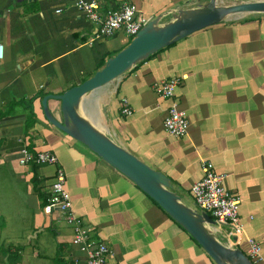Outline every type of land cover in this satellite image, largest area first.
Returning a JSON list of instances; mask_svg holds the SVG:
<instances>
[{
  "label": "crops",
  "instance_id": "obj_1",
  "mask_svg": "<svg viewBox=\"0 0 264 264\" xmlns=\"http://www.w3.org/2000/svg\"><path fill=\"white\" fill-rule=\"evenodd\" d=\"M96 1L102 16L136 4L147 22L199 2ZM132 40L124 30L101 36L99 25L73 0H0V113L13 100H25L33 111L16 103L0 118V175L10 176L15 189L26 187L33 213L31 239L38 241L13 249L3 257L4 264L87 263V254L72 244L73 229L65 216L45 210L58 169L66 174L74 214L112 251L109 264H216L151 197L45 117V96L91 78ZM173 77H184L174 97L190 124L183 138L165 131L172 101L157 90ZM95 99L99 128L167 175L182 199L184 193L193 197L191 188L203 176L202 161H212L224 175V187L241 198L242 230L235 234L219 228L223 238L245 254L249 239H255L262 246L255 264H264V15L200 30L141 62L99 90ZM123 100L131 116L121 113ZM48 106L61 119L60 101L49 100ZM23 148L58 157L56 165H39L37 184L34 164L20 163ZM7 184L0 182L1 187Z\"/></svg>",
  "mask_w": 264,
  "mask_h": 264
},
{
  "label": "water",
  "instance_id": "obj_2",
  "mask_svg": "<svg viewBox=\"0 0 264 264\" xmlns=\"http://www.w3.org/2000/svg\"><path fill=\"white\" fill-rule=\"evenodd\" d=\"M250 15H264V0L230 4H224L223 0H199L195 6L167 10L144 25L132 42L110 57L91 78L42 100L45 117L51 125L87 146L130 179L186 230L216 264L254 263L243 250L223 238L217 222L208 213L199 212L183 201L167 175L143 162L101 130L93 104L97 103L95 96L99 90L160 50L200 30ZM49 100L60 101L61 119L49 109Z\"/></svg>",
  "mask_w": 264,
  "mask_h": 264
},
{
  "label": "built area",
  "instance_id": "obj_3",
  "mask_svg": "<svg viewBox=\"0 0 264 264\" xmlns=\"http://www.w3.org/2000/svg\"><path fill=\"white\" fill-rule=\"evenodd\" d=\"M77 10L93 22L99 25V34L103 37L112 36L119 30H124L128 35L135 37L141 28L148 22L139 17V8L136 4L126 3L120 10L109 11L102 16L100 5L96 0H73ZM4 58V45L0 43V60ZM184 77H173L162 82L157 90L165 99L171 100L168 115L164 120L165 131L175 137L183 138L188 135L189 121L186 113L174 101L177 88L183 83ZM121 113L131 116L132 109L127 100H123ZM22 165H56L58 157L49 151L30 153L23 148L20 159ZM203 176L191 188L195 205L208 213L217 222L219 228L227 226L235 234L242 230L240 218L241 198L238 194L229 192L224 185V175L218 172L210 160H203L201 164ZM67 178L63 169H58L47 197L45 210L48 212L57 210L65 216L68 225L73 229L72 244L79 247L87 254L86 264H109L112 251L102 241L94 238L92 230L85 228L82 220L73 212V204L70 193L66 188ZM247 256L255 264L260 260L262 246L255 239H249Z\"/></svg>",
  "mask_w": 264,
  "mask_h": 264
},
{
  "label": "rangeland",
  "instance_id": "obj_4",
  "mask_svg": "<svg viewBox=\"0 0 264 264\" xmlns=\"http://www.w3.org/2000/svg\"><path fill=\"white\" fill-rule=\"evenodd\" d=\"M236 2L242 1L223 0L224 4ZM13 181L8 175H0L1 183H10L4 187L0 186V264H4L3 257L11 254L13 249L38 245L37 240L31 239L33 213L27 205L26 187L21 189V186H19L15 189L16 184ZM182 195L183 201L188 206L203 212L195 205L191 195L188 193ZM228 228L227 226H221V231H228Z\"/></svg>",
  "mask_w": 264,
  "mask_h": 264
},
{
  "label": "trees",
  "instance_id": "obj_5",
  "mask_svg": "<svg viewBox=\"0 0 264 264\" xmlns=\"http://www.w3.org/2000/svg\"><path fill=\"white\" fill-rule=\"evenodd\" d=\"M105 65V61H103L101 64H100V68L101 67H103ZM16 103H19V104H25L26 103V108L27 109H29V111H30V114H33V111H31L30 110V106H29V103L28 102H26L25 100H13L12 102H11V104H9V106H8V110H6V111H2L1 113H0V118L1 117H3V116H5V115H7V114H9L11 111H10V109H12V108H14V106H15V104ZM38 167H39V165H36V164H34V168H35V171H34V181H33V183H35V184H37L38 183V180H37V169H38Z\"/></svg>",
  "mask_w": 264,
  "mask_h": 264
}]
</instances>
